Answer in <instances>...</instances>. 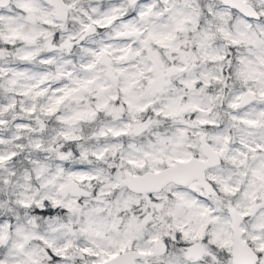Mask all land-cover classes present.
Instances as JSON below:
<instances>
[{
	"label": "snow or ice",
	"instance_id": "obj_1",
	"mask_svg": "<svg viewBox=\"0 0 264 264\" xmlns=\"http://www.w3.org/2000/svg\"><path fill=\"white\" fill-rule=\"evenodd\" d=\"M0 264H264V0H0Z\"/></svg>",
	"mask_w": 264,
	"mask_h": 264
}]
</instances>
